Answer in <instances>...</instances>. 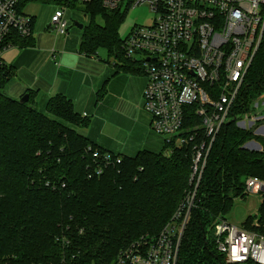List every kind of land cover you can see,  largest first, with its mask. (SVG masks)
I'll list each match as a JSON object with an SVG mask.
<instances>
[{"label": "trees", "instance_id": "1", "mask_svg": "<svg viewBox=\"0 0 264 264\" xmlns=\"http://www.w3.org/2000/svg\"><path fill=\"white\" fill-rule=\"evenodd\" d=\"M81 5L90 21L82 27L80 51L96 55L104 48L135 70L118 34L126 12L105 9L99 1ZM12 44L33 42L14 36ZM13 75L12 66L0 64V264H112L131 241L158 234L193 190L176 264H230L216 248L215 224L227 220L235 199L248 194V178L264 181V137L232 119L253 112L264 93V33L196 187L193 143H164L160 152L140 150L132 156L102 149L77 131L88 119L67 96H52L41 111L34 104L35 91L24 103L5 95ZM250 140L260 142L261 150L243 148ZM94 151L100 156L94 158ZM106 152L110 162L103 159ZM244 222L264 234V191L256 214Z\"/></svg>", "mask_w": 264, "mask_h": 264}, {"label": "built area", "instance_id": "2", "mask_svg": "<svg viewBox=\"0 0 264 264\" xmlns=\"http://www.w3.org/2000/svg\"><path fill=\"white\" fill-rule=\"evenodd\" d=\"M78 1H99L105 9L123 12L146 3L155 12L151 24L135 25L123 38L122 50L146 78L142 104L151 117V129L168 145L193 143L191 180L196 178V187L210 146L221 126L230 121L227 119L261 43L264 0ZM33 2L0 0V64L5 63L4 51L14 46V36H32L33 16L26 12V6ZM44 2L56 6L50 27L56 35L66 36L68 0ZM259 117L246 113L232 119L237 126L249 128ZM99 156L93 152L94 158ZM103 159L110 162V153H104ZM246 191H264V181L248 178ZM194 194L195 190L186 196L158 235L131 241L118 251L112 264H176ZM214 237L226 263L264 264V234L220 220L215 224Z\"/></svg>", "mask_w": 264, "mask_h": 264}, {"label": "crops", "instance_id": "3", "mask_svg": "<svg viewBox=\"0 0 264 264\" xmlns=\"http://www.w3.org/2000/svg\"><path fill=\"white\" fill-rule=\"evenodd\" d=\"M27 6L34 31L37 7L28 10ZM67 35L55 37L52 46L40 52L32 32L33 45L11 46L4 51L3 61L13 67L11 79L19 80L16 95L7 96L18 99L35 91L34 104L42 111L49 98L61 93L72 100L76 112L88 119L77 131L102 149L129 156L140 150L160 152L163 137L151 129V117L142 104L146 78L118 60L103 66L101 72L99 61L94 55L83 54L80 43L74 51L56 45L57 39Z\"/></svg>", "mask_w": 264, "mask_h": 264}, {"label": "rangeland", "instance_id": "4", "mask_svg": "<svg viewBox=\"0 0 264 264\" xmlns=\"http://www.w3.org/2000/svg\"><path fill=\"white\" fill-rule=\"evenodd\" d=\"M34 7H37L35 11L36 16H35V25L33 31L34 36L37 37L35 40V46H36L35 48L39 49L40 52H43V51H47V49L52 46L54 39H56L55 37L58 36L56 35V31L53 28H49V26L51 25L50 22L51 15L55 10L56 6L54 4L46 3V2H42V3L35 2L27 6L28 10H32V8ZM120 11L123 13V10ZM155 15H156L155 12L146 3L139 4L132 8H129L126 11L124 18L122 19L118 27L119 36L122 39L125 38L135 25L151 24ZM67 17L69 20V25H68L69 34L67 35L66 38L60 37L59 39H57L56 45H58L61 48H64L65 50L74 51L75 47L78 46V44L80 43L81 35H82V29L78 28V26L75 25V22H79L82 23L83 25H86L90 21V17L88 14H85L83 12L82 5L78 0H72V4L67 7ZM96 55H94L95 59L99 61V65H97V67L100 69L101 72H104V68H102L103 66L107 64L112 65L113 62L117 61L115 56L113 54H108L106 49L104 48L97 49ZM17 81L19 80L16 77H13L10 81H8L5 84L3 88V92L8 96L16 95L17 90L19 88L18 85L16 84ZM142 102H143V98H142ZM42 111L44 110L42 109ZM256 114L257 116H261V117L257 119L256 121L257 125L256 124L251 125V128H253V130L257 129L258 126L260 125H264V93H262L257 98L256 103L254 104V111L250 112V116ZM229 119H231V117H229L227 120ZM244 124L246 127H249L247 125V120H245ZM238 127L242 128V124H240V126ZM254 134L264 137V126L258 128L257 133ZM256 142L260 144V142L258 141ZM260 202H261V192L259 193L248 192V194H246L244 198L235 199L234 205L232 206L230 212L226 216L227 220L238 226L244 225L245 224L244 220L246 216L251 214L252 215L256 214ZM253 224L256 225L257 221L254 220Z\"/></svg>", "mask_w": 264, "mask_h": 264}, {"label": "water", "instance_id": "5", "mask_svg": "<svg viewBox=\"0 0 264 264\" xmlns=\"http://www.w3.org/2000/svg\"><path fill=\"white\" fill-rule=\"evenodd\" d=\"M75 25L78 26V28H80V29H82V27H83V24L82 23H79V22H75ZM28 99H29V97H28V94L26 93L22 97H20L19 101L21 103H24V102H27ZM233 120H235V119H233ZM257 130H258V128L254 130V133H257ZM243 148H246V149L252 150V151H259V150H261L260 149V144L257 143L255 140H250V141L246 142L243 145Z\"/></svg>", "mask_w": 264, "mask_h": 264}]
</instances>
